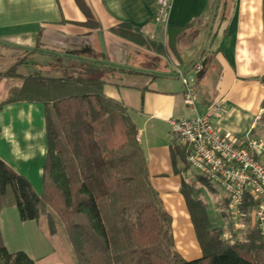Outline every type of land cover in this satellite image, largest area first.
Listing matches in <instances>:
<instances>
[{
	"label": "crops",
	"instance_id": "obj_1",
	"mask_svg": "<svg viewBox=\"0 0 264 264\" xmlns=\"http://www.w3.org/2000/svg\"><path fill=\"white\" fill-rule=\"evenodd\" d=\"M82 1L93 25L75 0H0V65L24 57L16 75L3 77L10 82L0 100L30 74L22 70L29 64L50 77L77 76L86 69L102 78L103 93L125 106L136 127L151 185L171 216L174 248L184 259L200 258L180 191L182 182L200 177L176 153L168 121L201 115L223 98L226 107L215 125L226 135L264 146V82L258 79L264 75V0H170L164 26L152 20L156 0ZM194 63L200 72L192 70ZM179 70L195 87V112L183 101ZM46 148L41 103L18 100L0 108V159L9 168L40 180ZM257 158L264 163V152ZM196 182L210 223L224 229L223 238L242 239L255 225L253 209L234 217L221 190ZM25 222L14 205L0 209L8 250L19 249L13 246L24 239ZM33 230L38 246H47L41 228ZM53 253L65 264L52 248ZM29 256L40 264V255Z\"/></svg>",
	"mask_w": 264,
	"mask_h": 264
},
{
	"label": "trees",
	"instance_id": "obj_2",
	"mask_svg": "<svg viewBox=\"0 0 264 264\" xmlns=\"http://www.w3.org/2000/svg\"><path fill=\"white\" fill-rule=\"evenodd\" d=\"M93 25L82 0H75ZM91 71V70H89ZM84 69L77 76L30 73L10 88L0 108L18 100L41 103L46 127L42 189L0 159V209L14 205L20 220H36L65 264H264V236L257 224L242 239L223 238L210 223L196 181L180 191L201 257L184 259L174 248L171 216L150 182L137 130L120 101L106 96L104 80ZM15 75L13 69L0 78ZM264 82V75L260 78ZM175 151L185 156L178 144ZM256 201L248 194L240 209ZM0 264H38L10 251L0 234Z\"/></svg>",
	"mask_w": 264,
	"mask_h": 264
},
{
	"label": "built area",
	"instance_id": "obj_3",
	"mask_svg": "<svg viewBox=\"0 0 264 264\" xmlns=\"http://www.w3.org/2000/svg\"><path fill=\"white\" fill-rule=\"evenodd\" d=\"M169 11L170 0H156L153 22L166 25ZM191 68L197 73L202 70L198 63ZM178 72L183 101L191 112H195V87L180 70ZM225 107L226 101L217 98L201 115L170 119L169 130L177 144L185 148L189 171L222 191L227 212L234 217L244 216L240 206L246 194L256 201L252 211L255 224L264 236V163L257 158L264 152V146L251 140L245 143L222 133L213 120L224 113Z\"/></svg>",
	"mask_w": 264,
	"mask_h": 264
},
{
	"label": "rangeland",
	"instance_id": "obj_4",
	"mask_svg": "<svg viewBox=\"0 0 264 264\" xmlns=\"http://www.w3.org/2000/svg\"><path fill=\"white\" fill-rule=\"evenodd\" d=\"M23 58H24L23 55H19L16 58V60H18L17 62H15V59L13 61L7 60V61L3 62L2 65H0V67H2V68H0V72L4 73L6 71L13 69V72L16 75L17 71L19 70L18 67L22 63L21 61H23ZM29 63H31V62H29ZM5 65L9 68H5L4 67ZM22 70H25L26 73H36V71H37V70H35V67L33 65H30V64L28 66H25L24 69H22ZM4 78H8V77H4ZM4 78H0V95L4 94V89L8 86V84L10 82L8 80L4 81ZM9 90H11V89H9ZM0 101H2V100H0ZM32 177L33 176H31L32 180H30L29 178L26 180H28L31 183L34 192L39 194V192H41V189H42V183L40 184V180L35 179L34 177L32 178ZM27 221L28 222L22 223L23 227H20V233L23 234L24 239L20 243L16 244L15 246H13V245H11V246L18 247L19 248L18 250H23L26 253H27V251H29V253H31V255H37V257L40 255V257H41V258H39L40 264H55V263L60 264L58 261L60 259L56 258V255L54 253L51 254V249L53 248V246L51 244H53L52 242L56 238V236H54V238L51 237L50 239H47L45 237L46 240L48 241V243H46L47 246H45V247L38 246V239H37L36 233H34L33 229L37 228V226H39V228H41V226H40L38 221H36V223H30L29 220H27ZM31 224H33L34 228L33 227L31 228ZM41 230H42V228H41ZM29 253H27V254L29 255ZM47 253H49V254H47ZM58 256L60 257L61 255L58 254Z\"/></svg>",
	"mask_w": 264,
	"mask_h": 264
}]
</instances>
